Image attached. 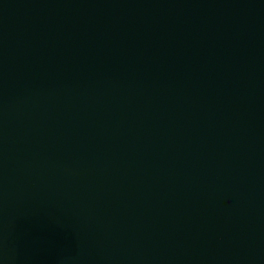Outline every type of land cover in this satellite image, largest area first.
<instances>
[{
    "label": "water",
    "instance_id": "water-1",
    "mask_svg": "<svg viewBox=\"0 0 264 264\" xmlns=\"http://www.w3.org/2000/svg\"><path fill=\"white\" fill-rule=\"evenodd\" d=\"M0 264H264V0H0Z\"/></svg>",
    "mask_w": 264,
    "mask_h": 264
}]
</instances>
